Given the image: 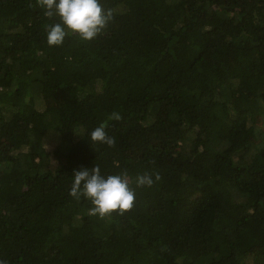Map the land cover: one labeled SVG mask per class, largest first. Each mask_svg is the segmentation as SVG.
<instances>
[{
    "label": "trees",
    "instance_id": "16d2710c",
    "mask_svg": "<svg viewBox=\"0 0 264 264\" xmlns=\"http://www.w3.org/2000/svg\"><path fill=\"white\" fill-rule=\"evenodd\" d=\"M100 3L96 38L49 46L39 0H0V259L264 264V0ZM94 166L129 211L69 195Z\"/></svg>",
    "mask_w": 264,
    "mask_h": 264
},
{
    "label": "clouds",
    "instance_id": "9594fccd",
    "mask_svg": "<svg viewBox=\"0 0 264 264\" xmlns=\"http://www.w3.org/2000/svg\"><path fill=\"white\" fill-rule=\"evenodd\" d=\"M39 5L48 17L58 18V22L46 27V42L49 46H61L69 35H76L82 41H91L112 18L100 0H39ZM108 119L119 121L121 116L113 112ZM106 127V123L95 127L88 133V141L113 146L115 140L107 134ZM152 183V177L147 174L136 178L137 186H151ZM69 195L76 200L83 197L90 201L91 214L101 218L113 213L124 214L133 207L135 199V192L124 174L104 175L99 166L74 170ZM0 264H5V261L0 259Z\"/></svg>",
    "mask_w": 264,
    "mask_h": 264
},
{
    "label": "rangeland",
    "instance_id": "374dc122",
    "mask_svg": "<svg viewBox=\"0 0 264 264\" xmlns=\"http://www.w3.org/2000/svg\"><path fill=\"white\" fill-rule=\"evenodd\" d=\"M263 120H264V119H263ZM258 122H263V121H259V120H258Z\"/></svg>",
    "mask_w": 264,
    "mask_h": 264
}]
</instances>
